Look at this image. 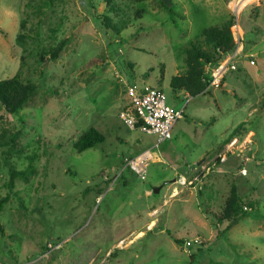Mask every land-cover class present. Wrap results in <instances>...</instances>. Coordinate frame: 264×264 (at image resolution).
Returning <instances> with one entry per match:
<instances>
[{
	"label": "rangeland",
	"instance_id": "obj_1",
	"mask_svg": "<svg viewBox=\"0 0 264 264\" xmlns=\"http://www.w3.org/2000/svg\"><path fill=\"white\" fill-rule=\"evenodd\" d=\"M110 1L0 0V79L19 72L35 85L21 108L1 109L0 264H264V0L238 16L254 62L241 54L218 87L194 95L173 90L170 76L186 68L190 40L212 51L199 33L230 17L229 0L226 19L211 14L221 0H172L170 10L160 0ZM130 81L183 106L157 147L165 160L145 179L124 166L155 140L119 117ZM89 127L104 141L76 149ZM199 159L211 165L201 186L174 190L168 178ZM10 169L21 171L11 185ZM232 188L245 212L218 222ZM196 234L189 250L175 241Z\"/></svg>",
	"mask_w": 264,
	"mask_h": 264
},
{
	"label": "built area",
	"instance_id": "obj_2",
	"mask_svg": "<svg viewBox=\"0 0 264 264\" xmlns=\"http://www.w3.org/2000/svg\"><path fill=\"white\" fill-rule=\"evenodd\" d=\"M246 0H229L228 5L234 16L232 24L233 38L237 42L236 45L226 53L222 54L221 59L217 63H211L207 67L205 74L207 75V88L218 87L224 75L235 69L242 54L243 60L250 63L254 62L252 53H242L241 25L238 21L239 11L243 6L249 4ZM210 64V63H209ZM115 74L120 77V74L115 71ZM126 92L129 98L128 103L119 111L120 119L130 128H136L140 131L154 134L155 140L151 145L142 148L141 150L127 156L124 159V166L130 168L140 179H145L148 175L149 164L158 158L159 142L168 139L172 135V128L175 122L183 115V106L171 105L167 102V96L160 86H153L147 82L141 84L137 82H126ZM237 138L229 141L232 147L237 142ZM211 165L209 162H199L194 165L193 170L197 173L191 177H186L184 174L178 175L174 179V190H177L178 185H193L200 184L201 178L209 172ZM246 173V168L240 170ZM246 206H244L245 208ZM201 242L199 235L183 238L181 246L188 249L193 244ZM50 245V243H49Z\"/></svg>",
	"mask_w": 264,
	"mask_h": 264
},
{
	"label": "trees",
	"instance_id": "obj_3",
	"mask_svg": "<svg viewBox=\"0 0 264 264\" xmlns=\"http://www.w3.org/2000/svg\"><path fill=\"white\" fill-rule=\"evenodd\" d=\"M108 2L111 1L108 0ZM160 2L166 9L170 10L171 6H167L162 0H160ZM103 17L105 20L106 16H102V20ZM233 23L234 16L231 14L230 17L224 20L221 24L209 25L200 31L199 36L202 37L204 43L212 47L211 52L207 50L201 42L189 41V46L186 47V68L183 72H177L170 76L169 79V85L173 90L183 89L189 94L194 95L207 87L208 81L207 75L203 70V63H217L222 57V54L231 50L236 45V41L233 38L231 31ZM18 36L20 37L21 35L18 34ZM63 42L64 41L62 40L58 47H56V52L58 48L62 46ZM56 52L53 51L52 56H55ZM34 89V83L24 80L19 72L10 77L0 79V119L2 118L1 109L8 112L18 110L27 102ZM104 139V134L96 127H89L74 142V146L78 150H83L97 143L103 142ZM10 140L12 141L14 139L11 137ZM6 141L8 140L0 138V144H5ZM20 172L21 171L10 169V185L13 178ZM6 199L7 196L0 198V208L3 206V202ZM240 201L241 197L238 196L236 190L232 188L230 197L227 199L225 205V214H213L217 218V221L221 222V220L228 216L230 212H237L239 210L245 212V209L241 207ZM204 210H206V208ZM0 231H2L1 224ZM175 241L180 243L182 240L181 238H175Z\"/></svg>",
	"mask_w": 264,
	"mask_h": 264
},
{
	"label": "crops",
	"instance_id": "obj_4",
	"mask_svg": "<svg viewBox=\"0 0 264 264\" xmlns=\"http://www.w3.org/2000/svg\"><path fill=\"white\" fill-rule=\"evenodd\" d=\"M214 2H212V1H210V0H204V2H206L208 5H210V6H212V7H215L219 2H218V0L216 1V0H213ZM221 9H218V7L217 8H213V10L211 11V14L213 13V14H223V13H225V19H226V17H227V15H228V11H227V5H226V3H224V1L223 0H221ZM224 15V14H223ZM241 30H242V27H241ZM176 123V122H175ZM175 125V124H174ZM236 137V136H235ZM234 137V138H235ZM237 138V137H236ZM238 139V138H237ZM166 140V139H165ZM164 141V140H163ZM162 142V141H161ZM150 145H151V143H150ZM159 145V144H158ZM149 146V145H148ZM234 146H235V144H234ZM234 146H230L229 145V141L226 143V152L227 151H233V149H235L234 148ZM146 147V146H145ZM142 148H144V147H142ZM142 148H139L138 150L136 149L135 150V152H137V151H139V150H141ZM134 152V153H135ZM226 152L225 153H223L222 155H220V157H219V159L221 160V161H225V159H226ZM133 153V154H134ZM162 156V157H161ZM156 160H159V161H162V160H165V158H164V156H163V154L162 153H160V152H158V158L156 159ZM201 160L199 159L198 161H197V163H199ZM243 168V167H242ZM192 169H193V167H192ZM192 169H190V168H187V169H185L184 170V174H186V173H192L191 172V170ZM240 170H241V168H240ZM193 171V170H192ZM241 172V171H240ZM189 173V174H190ZM187 175V174H186ZM177 176L176 175H171V177L170 178H168V181H170V182H172V183H174V179L176 178ZM197 235V234H196ZM194 236V235H193ZM182 239V238H181Z\"/></svg>",
	"mask_w": 264,
	"mask_h": 264
},
{
	"label": "water",
	"instance_id": "obj_5",
	"mask_svg": "<svg viewBox=\"0 0 264 264\" xmlns=\"http://www.w3.org/2000/svg\"><path fill=\"white\" fill-rule=\"evenodd\" d=\"M167 6H171L172 5V0H162ZM160 188V185L154 186L153 187V191L157 192Z\"/></svg>",
	"mask_w": 264,
	"mask_h": 264
}]
</instances>
